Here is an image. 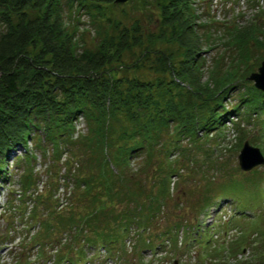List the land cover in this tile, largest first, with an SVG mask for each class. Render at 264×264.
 Instances as JSON below:
<instances>
[{
    "label": "rangeland",
    "instance_id": "1",
    "mask_svg": "<svg viewBox=\"0 0 264 264\" xmlns=\"http://www.w3.org/2000/svg\"><path fill=\"white\" fill-rule=\"evenodd\" d=\"M190 2L203 81L234 76L217 107L222 120L210 131L196 128L192 138L178 135L170 119L126 164L116 151L132 128L122 104L109 119L107 154L94 143L103 122L82 113L70 142L55 149L36 131L27 153L16 146L7 155L0 178V264H264V164L245 171L238 161L245 142L264 157V105L258 97L241 102L261 91L249 76L264 60V0ZM157 4L62 0L78 52H93L138 23L129 32L137 42L112 65L122 96L136 80L169 82L167 71L152 67L156 53L140 57L144 49L169 54L172 64L183 56ZM6 28L0 19V33ZM203 98H192L198 118L214 103Z\"/></svg>",
    "mask_w": 264,
    "mask_h": 264
},
{
    "label": "trees",
    "instance_id": "2",
    "mask_svg": "<svg viewBox=\"0 0 264 264\" xmlns=\"http://www.w3.org/2000/svg\"><path fill=\"white\" fill-rule=\"evenodd\" d=\"M86 1L99 6L116 3ZM61 3L62 0H0V19L7 26L0 33V178L5 176L7 155L16 146L27 153V143L36 131L40 130L54 149L69 143L73 122L81 113L103 122L95 130L94 143L107 154L111 145L107 139L109 119L116 120L117 112L125 106L124 115L129 116L126 119L132 128L120 134L124 139L116 149L120 163L128 162L133 152L153 145L170 119L176 120L178 135L192 138L196 128L210 131L222 120L217 107L234 76L229 72L216 81L213 77L203 81L190 0H158L157 4L162 25L172 29L171 35L184 50L177 64H172L171 56L165 52L144 49L140 55L148 58L157 54L156 66L152 67L168 72L167 86L136 80L123 96L118 91L121 79L116 78L112 65L137 42L135 38L133 43L129 41V32L131 29L137 33L138 23L119 30L117 40H104L93 52H78L74 34L66 29L61 16ZM206 95L214 103L199 117L205 118L200 122L199 108L192 98L201 100ZM257 97L264 105V92L255 89L251 95L242 96L241 102L251 103ZM166 178H161L165 193Z\"/></svg>",
    "mask_w": 264,
    "mask_h": 264
},
{
    "label": "water",
    "instance_id": "3",
    "mask_svg": "<svg viewBox=\"0 0 264 264\" xmlns=\"http://www.w3.org/2000/svg\"><path fill=\"white\" fill-rule=\"evenodd\" d=\"M122 2L126 0H115ZM250 80H254L256 88L264 92V60L261 62L258 72L249 76ZM239 166L242 170H250L254 166L264 164V157L256 147L250 146L247 142L243 144L238 155Z\"/></svg>",
    "mask_w": 264,
    "mask_h": 264
},
{
    "label": "built area",
    "instance_id": "4",
    "mask_svg": "<svg viewBox=\"0 0 264 264\" xmlns=\"http://www.w3.org/2000/svg\"><path fill=\"white\" fill-rule=\"evenodd\" d=\"M86 264H89V262H87Z\"/></svg>",
    "mask_w": 264,
    "mask_h": 264
}]
</instances>
